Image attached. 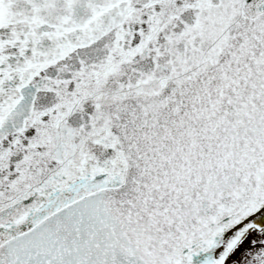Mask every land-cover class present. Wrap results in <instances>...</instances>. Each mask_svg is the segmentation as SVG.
I'll return each instance as SVG.
<instances>
[{"label": "snow or ice", "instance_id": "6c2138e0", "mask_svg": "<svg viewBox=\"0 0 264 264\" xmlns=\"http://www.w3.org/2000/svg\"><path fill=\"white\" fill-rule=\"evenodd\" d=\"M0 264H264V0H0Z\"/></svg>", "mask_w": 264, "mask_h": 264}]
</instances>
